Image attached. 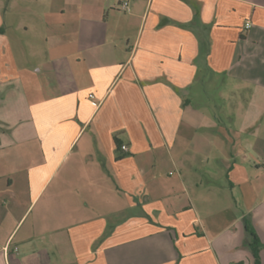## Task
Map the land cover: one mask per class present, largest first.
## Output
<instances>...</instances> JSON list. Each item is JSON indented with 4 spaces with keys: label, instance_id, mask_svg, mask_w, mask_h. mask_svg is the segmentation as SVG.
Returning a JSON list of instances; mask_svg holds the SVG:
<instances>
[{
    "label": "crops",
    "instance_id": "crops-1",
    "mask_svg": "<svg viewBox=\"0 0 264 264\" xmlns=\"http://www.w3.org/2000/svg\"><path fill=\"white\" fill-rule=\"evenodd\" d=\"M222 100L264 121V0H0V264H255Z\"/></svg>",
    "mask_w": 264,
    "mask_h": 264
},
{
    "label": "rangeland",
    "instance_id": "rangeland-1",
    "mask_svg": "<svg viewBox=\"0 0 264 264\" xmlns=\"http://www.w3.org/2000/svg\"><path fill=\"white\" fill-rule=\"evenodd\" d=\"M213 92L215 91L212 90L211 94H213ZM205 95L206 94H203L202 99L205 98ZM201 103L203 102L201 101ZM219 104V110L215 112L221 120L223 119L219 124L229 127L230 134L233 135V137L230 143L221 144L219 141L218 145H213L210 163L212 167L205 171L206 175L213 176L218 182V185H220L221 182H227V169L223 168V170H221L222 168L219 163V166L217 165L218 170L217 168L215 170L213 165L217 156L219 157L221 154L224 155L225 153L230 155L229 153L233 151L235 158H238L237 162L244 166L245 171L248 173L250 184H253L254 180L257 179L264 180V121L252 123L249 128L243 129L244 122L241 121V112L243 115V110L241 111L239 106L226 105L225 100H222ZM258 108L263 114L264 106L261 105ZM207 110L212 113L208 107ZM230 112L233 116V120L229 118ZM260 124L261 128L259 129L258 125ZM206 178L207 177H204V179ZM261 243L264 244L263 241Z\"/></svg>",
    "mask_w": 264,
    "mask_h": 264
},
{
    "label": "trees",
    "instance_id": "trees-1",
    "mask_svg": "<svg viewBox=\"0 0 264 264\" xmlns=\"http://www.w3.org/2000/svg\"><path fill=\"white\" fill-rule=\"evenodd\" d=\"M245 226L247 238L245 239L244 244L248 245L251 248L255 258V264H261L260 252L261 249L264 247V244L259 241L250 221L247 218H245Z\"/></svg>",
    "mask_w": 264,
    "mask_h": 264
},
{
    "label": "built area",
    "instance_id": "built-area-1",
    "mask_svg": "<svg viewBox=\"0 0 264 264\" xmlns=\"http://www.w3.org/2000/svg\"><path fill=\"white\" fill-rule=\"evenodd\" d=\"M127 7H128V2H127V1H124V2L121 4V6H120L121 9H126ZM250 26H251V23H250V22H247V23H246V27H250ZM121 149H122L123 151H128V150H129V147H128V145L123 144V145H121Z\"/></svg>",
    "mask_w": 264,
    "mask_h": 264
}]
</instances>
